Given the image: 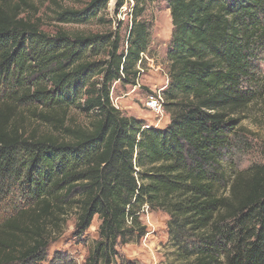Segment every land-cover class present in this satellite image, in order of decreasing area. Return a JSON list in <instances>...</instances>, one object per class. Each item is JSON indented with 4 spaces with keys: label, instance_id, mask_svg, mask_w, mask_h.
<instances>
[{
    "label": "trees",
    "instance_id": "1",
    "mask_svg": "<svg viewBox=\"0 0 264 264\" xmlns=\"http://www.w3.org/2000/svg\"><path fill=\"white\" fill-rule=\"evenodd\" d=\"M131 1L116 29H65L109 3L91 0L56 12L47 33L22 16L25 0H0V264H73L48 251L71 219L80 244L94 218L84 264H115L145 237V208L168 217L171 264H264V165L233 162L240 123L264 101V0H165L164 129L111 101L146 64L152 0Z\"/></svg>",
    "mask_w": 264,
    "mask_h": 264
},
{
    "label": "rangeland",
    "instance_id": "2",
    "mask_svg": "<svg viewBox=\"0 0 264 264\" xmlns=\"http://www.w3.org/2000/svg\"><path fill=\"white\" fill-rule=\"evenodd\" d=\"M91 0H25L29 9L23 7L22 16L26 15L34 21H41L42 30L52 33L55 23V13L63 9L74 11L83 10ZM117 0H109L107 7L85 26H67L65 29L86 32H104L112 27L116 29L117 22L124 25L129 21L128 9L131 0H125L124 5L116 11ZM149 25L150 43L143 55L145 67L136 86H122L114 84L110 94L113 106L126 117H132L141 122L143 128L164 129L169 123V116L164 110L150 109L148 99L155 95H162L168 85L167 52L170 46L172 25L169 10L165 0H152L146 5L141 17ZM102 21L108 22L103 24ZM112 24L110 25L109 24ZM260 77L264 79V54L256 64ZM77 123H84L82 116L71 114ZM245 120L240 123L238 145L233 155L234 165L239 170H246L252 166L264 165V101L250 107L245 114ZM73 219L70 220L66 233L51 246L48 251L50 261L55 252H59V260L71 258L73 264H84L87 249L97 240L99 222L96 218L85 234L82 244H78L71 237ZM140 220L146 227L145 237L137 245H128L119 249L115 264H171L172 249L168 243L166 223L168 217L159 211L145 208ZM77 243V244H76ZM56 264H59L56 263Z\"/></svg>",
    "mask_w": 264,
    "mask_h": 264
},
{
    "label": "built area",
    "instance_id": "3",
    "mask_svg": "<svg viewBox=\"0 0 264 264\" xmlns=\"http://www.w3.org/2000/svg\"><path fill=\"white\" fill-rule=\"evenodd\" d=\"M147 105L150 109L162 110L163 109V99L161 95H155L148 99Z\"/></svg>",
    "mask_w": 264,
    "mask_h": 264
}]
</instances>
